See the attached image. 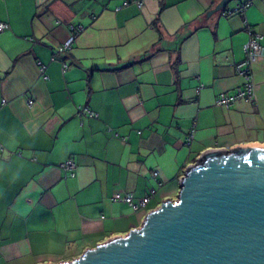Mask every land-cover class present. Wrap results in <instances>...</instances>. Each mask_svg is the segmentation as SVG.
I'll list each match as a JSON object with an SVG mask.
<instances>
[{"label":"crops","instance_id":"1","mask_svg":"<svg viewBox=\"0 0 264 264\" xmlns=\"http://www.w3.org/2000/svg\"><path fill=\"white\" fill-rule=\"evenodd\" d=\"M219 1L0 0V264L70 260L177 198L204 151L264 146V55L254 101L215 103L245 82L247 26L264 44V0L207 17ZM152 188L137 209L112 199Z\"/></svg>","mask_w":264,"mask_h":264},{"label":"water","instance_id":"2","mask_svg":"<svg viewBox=\"0 0 264 264\" xmlns=\"http://www.w3.org/2000/svg\"><path fill=\"white\" fill-rule=\"evenodd\" d=\"M39 264H264V146L204 151L184 171L177 198L140 226L70 260Z\"/></svg>","mask_w":264,"mask_h":264},{"label":"built area","instance_id":"3","mask_svg":"<svg viewBox=\"0 0 264 264\" xmlns=\"http://www.w3.org/2000/svg\"><path fill=\"white\" fill-rule=\"evenodd\" d=\"M129 0H125V3H127ZM138 3V5L142 6L144 0H134ZM250 1H239L237 4L238 10H243ZM229 12L231 10H228ZM9 27V22L6 20H0V32L6 30ZM82 28L81 25H70L71 33L68 37V39L63 43L57 46V51H65L69 50L73 42L75 40V37L77 35V32ZM247 30L249 33V37L247 41L244 44V51H245V57L242 61L238 62L236 64V69L238 72H240L244 78L245 82L242 86H239L234 91H222L219 94H217L215 98V103L220 106L229 107L233 105L237 100L239 99H245L248 101H254L255 99V92H254V82L252 78V63L254 60H256L259 56L264 55V44L261 43L260 38L261 34L257 31H254V29L251 26H247ZM70 67V63L67 60L62 61V69L63 71H66ZM46 66L42 63H40V69L44 77H47V74L45 72ZM29 105H32L33 100L32 98H28L27 100ZM80 111L84 114L90 115V116H96L97 112L90 109L89 106H81ZM2 148V146H0ZM62 167L67 171V173L71 176L75 175V169L77 167V163L73 158H68L67 160L61 162ZM155 192V189L152 188L150 192L141 197L137 200L134 198V195L130 192L126 193H115L112 197L113 200H125L130 205H132L135 209L144 207L147 205V203L150 201L153 193Z\"/></svg>","mask_w":264,"mask_h":264}]
</instances>
